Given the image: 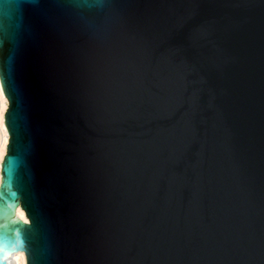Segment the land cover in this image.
Returning a JSON list of instances; mask_svg holds the SVG:
<instances>
[{
	"label": "water",
	"instance_id": "95a60500",
	"mask_svg": "<svg viewBox=\"0 0 264 264\" xmlns=\"http://www.w3.org/2000/svg\"><path fill=\"white\" fill-rule=\"evenodd\" d=\"M0 85V264H264V0H0Z\"/></svg>",
	"mask_w": 264,
	"mask_h": 264
},
{
	"label": "bare ground",
	"instance_id": "6f19581e",
	"mask_svg": "<svg viewBox=\"0 0 264 264\" xmlns=\"http://www.w3.org/2000/svg\"><path fill=\"white\" fill-rule=\"evenodd\" d=\"M8 108V100L4 96L2 92V88L0 85V163L6 154V146L8 145L9 135L4 125V116L5 112ZM0 174H1V165H0ZM0 182H1V175H0ZM15 215L17 218L21 219L25 223H29L28 219L25 217L24 211L17 207L15 211ZM11 262L12 264H26V257L23 251L13 252L11 255Z\"/></svg>",
	"mask_w": 264,
	"mask_h": 264
},
{
	"label": "snow or ice",
	"instance_id": "6c2138e0",
	"mask_svg": "<svg viewBox=\"0 0 264 264\" xmlns=\"http://www.w3.org/2000/svg\"><path fill=\"white\" fill-rule=\"evenodd\" d=\"M12 247H13L12 242H9V244H8V248H9V249H12ZM16 250H23V249H22V248H17Z\"/></svg>",
	"mask_w": 264,
	"mask_h": 264
}]
</instances>
